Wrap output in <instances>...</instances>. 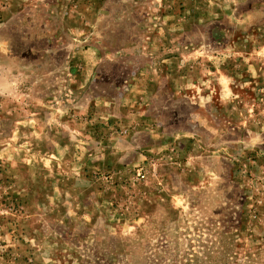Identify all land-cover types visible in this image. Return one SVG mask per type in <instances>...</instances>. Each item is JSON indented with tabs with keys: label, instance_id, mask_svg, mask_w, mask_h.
Returning a JSON list of instances; mask_svg holds the SVG:
<instances>
[{
	"label": "rangeland",
	"instance_id": "374dc122",
	"mask_svg": "<svg viewBox=\"0 0 264 264\" xmlns=\"http://www.w3.org/2000/svg\"><path fill=\"white\" fill-rule=\"evenodd\" d=\"M0 264H264V0H0Z\"/></svg>",
	"mask_w": 264,
	"mask_h": 264
}]
</instances>
